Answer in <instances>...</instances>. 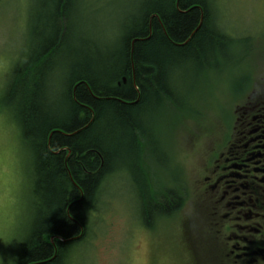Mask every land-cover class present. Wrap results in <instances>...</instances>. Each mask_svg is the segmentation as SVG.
I'll use <instances>...</instances> for the list:
<instances>
[{
  "label": "trees",
  "instance_id": "1",
  "mask_svg": "<svg viewBox=\"0 0 264 264\" xmlns=\"http://www.w3.org/2000/svg\"><path fill=\"white\" fill-rule=\"evenodd\" d=\"M76 3L32 0L26 52L4 92L3 103L11 106L30 150L35 214L14 264H61L68 245L87 239L96 193L105 177L118 171L137 185L148 227L158 216L178 211L185 199L177 189L148 190L138 152L144 155L145 144L151 154L160 152L154 127L166 102L184 108V100L172 94V76L192 63L214 61L236 43L215 29L210 0H145L139 21L118 41L111 62L86 58L73 64L56 106L48 97V81L55 59H67L71 48ZM186 103L190 109L194 102Z\"/></svg>",
  "mask_w": 264,
  "mask_h": 264
},
{
  "label": "rangeland",
  "instance_id": "2",
  "mask_svg": "<svg viewBox=\"0 0 264 264\" xmlns=\"http://www.w3.org/2000/svg\"><path fill=\"white\" fill-rule=\"evenodd\" d=\"M144 1L77 0L71 47L72 41L82 46H117L124 27L135 20ZM31 9L32 0L0 1V218L8 220L33 213L30 150L11 106L3 103L14 64L26 52ZM213 11L217 26L236 43L199 74L190 67L172 76L184 108L166 102L154 127L162 143L160 152L154 149L151 154L145 144L141 162L149 176L148 190L155 186L177 189L185 195L183 206L172 216H158L148 227L137 185L126 171L116 172L89 214V234L79 249L84 264H209L196 243L201 231L198 169L219 139L224 120L232 116L241 91L238 87H246L244 96L264 92V0H213ZM53 75L57 82L50 83L49 96L57 103L58 68ZM188 98L195 103L189 104L190 109L185 108ZM137 173L143 179L142 172ZM22 244L0 242V264H14Z\"/></svg>",
  "mask_w": 264,
  "mask_h": 264
},
{
  "label": "flooded vegetation",
  "instance_id": "3",
  "mask_svg": "<svg viewBox=\"0 0 264 264\" xmlns=\"http://www.w3.org/2000/svg\"><path fill=\"white\" fill-rule=\"evenodd\" d=\"M240 89L198 169L196 243L211 264H264V92Z\"/></svg>",
  "mask_w": 264,
  "mask_h": 264
},
{
  "label": "bare ground",
  "instance_id": "4",
  "mask_svg": "<svg viewBox=\"0 0 264 264\" xmlns=\"http://www.w3.org/2000/svg\"><path fill=\"white\" fill-rule=\"evenodd\" d=\"M210 7H211V9L213 10V0H210ZM32 10L33 9H31L30 10V15H29V18L31 17V14H32ZM140 13H141V11L137 14V16L134 18L135 19V21H139V19H140ZM214 13V12H213ZM72 16V15H71ZM73 19V18H72ZM71 19V20H72ZM151 23H152V18H151ZM132 24V22L131 23H129L126 27H124V29H123V33H126L127 32V30H128V28H129V26ZM215 24V25H214ZM213 25H214V27H215V29H217V30H219V31H221V32H223L218 26H217V20L215 19V20H213ZM72 30V29H71ZM71 36H72V33H71ZM73 42V46L71 47V48H68L67 49V59H65V60H61L60 58H59V60H57V58L55 59V62H56V60H57V63L55 64V66H54V69H55V71H52L51 72V74H52V76H51V78H52V82L53 83H55V82H57V78L55 79L54 78V75L53 74H55L56 73V71H57V68H58V70H59V72H60V77H59V86H57L59 89H64L65 88V86H69V79H70V75H71V71H72V67H73V64L78 60V59H81L82 61L83 60H85L86 58H92L91 60H94V61H98L99 59H105L106 61H109V62H111V58L112 57H110L111 55H113V53H115V51H116V49H115V46L113 47V45H106L104 48H102V47H100V46H98V45H96V44H85L84 46H82L83 45V43L81 42L80 43V41H72ZM68 45H71V43L68 41ZM88 45V49L86 48V46ZM82 47V48H81ZM85 49H87V50H85ZM216 55V54H215ZM214 55V56H215ZM93 61V62H94ZM213 60H211V61H209V62H206V63H201V64H196V63H192V65H193V67L191 66V71H195V72H197L198 74L200 73V71H201V69L202 68H204V67H206L207 65H210V63H212V65L214 64V62H212ZM194 68V69H193ZM66 69V70H65ZM134 69V68H133ZM63 70H65V71H63ZM185 70H188V69H184V71ZM135 73H132V76H133V78H134V80L136 81V71H135V69L133 70ZM132 71V72H133ZM183 71V72H184ZM188 71H190V70H188ZM197 74V75H198ZM125 79V78H124ZM48 83H51V82H49L48 81ZM47 87V86H46ZM171 88H172V94H173V96H175V97H180V95H179V92H178V90H177V87L175 86V84H174V82L171 84ZM51 88H48V90H50ZM50 94V93H49ZM63 96L64 95H60V97L58 98V101H57V103H56V106H59V104L60 103H62V98H63ZM50 97V96H49ZM54 104H55V101L53 102ZM150 148H152L151 146H150ZM139 151V150H138ZM141 151V150H140ZM140 151L138 152V161L140 162V160H142V155H141V153H140ZM120 157L119 156H117V161L119 162V159ZM122 171H124V170H122ZM110 177H111V175H107L106 177H105V181H104V183L99 187V189H98V191H97V193H96V199H97V202L100 200V196H101V194H102V192L104 191V190H106L107 189V185H106V183L109 181V179H110ZM82 243V242H81ZM80 243V244H81Z\"/></svg>",
  "mask_w": 264,
  "mask_h": 264
},
{
  "label": "clouds",
  "instance_id": "5",
  "mask_svg": "<svg viewBox=\"0 0 264 264\" xmlns=\"http://www.w3.org/2000/svg\"><path fill=\"white\" fill-rule=\"evenodd\" d=\"M34 220V213L20 214L12 220L0 218V242L4 244H10L14 241L25 242ZM80 247L81 245L78 243L68 245L62 254L61 264H84L79 256Z\"/></svg>",
  "mask_w": 264,
  "mask_h": 264
}]
</instances>
